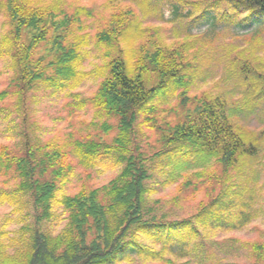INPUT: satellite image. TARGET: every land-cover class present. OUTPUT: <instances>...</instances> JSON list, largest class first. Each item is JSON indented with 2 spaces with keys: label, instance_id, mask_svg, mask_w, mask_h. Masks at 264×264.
<instances>
[{
  "label": "trees",
  "instance_id": "16d2710c",
  "mask_svg": "<svg viewBox=\"0 0 264 264\" xmlns=\"http://www.w3.org/2000/svg\"><path fill=\"white\" fill-rule=\"evenodd\" d=\"M234 1L237 17L232 25H250L254 18L263 23L247 47L228 45L240 53L235 59L243 67L233 74L247 88L244 100L258 101L261 106L264 56L258 57L257 51H264V0ZM113 2L108 0L107 5L113 6ZM153 2L142 0L136 6L149 16L156 13ZM68 8L62 0H0L4 26L0 57L9 61L7 70L12 73L9 85L0 91V113L13 106L20 119L21 137L18 152L0 145V172L18 178L15 187L0 191V203L12 207L0 221V264H117L135 248L144 262L174 264L167 257L175 254V247L195 252L198 264H223L226 257L217 256L221 244L214 236L250 223L248 207L257 191L264 190V184L252 176L253 163H259L255 156L264 146V129L246 139L227 117L224 96L189 95L197 81L195 72L186 73L188 50L196 47L197 39L188 43L177 38L168 46L149 37L138 39L144 30L135 20L138 11L133 6L113 10L95 36L103 51H133V73L122 58H112L100 72L95 94L79 99L74 91L88 76L77 71L80 51L87 45L82 23L84 18L94 17V12L70 4ZM182 8L173 5L175 19L184 17ZM240 9L248 11L245 21L238 16ZM133 28L136 38H129ZM152 75L157 83L148 87L143 80ZM42 85L53 94L68 89L77 99L75 109L88 102L99 119H116V126L103 123L101 137L87 135L61 144L42 142L29 108L30 95ZM171 98L177 101L173 114L183 117L163 129L159 114L165 107L159 105H169ZM253 110L251 107L250 112ZM142 128L155 135L157 149L149 156L140 151ZM112 132L116 135L108 142ZM71 157L84 170L104 166L121 171L106 186L81 187L76 194L67 195L63 191L73 174ZM212 165L220 173L211 169ZM156 170L166 172L163 186L181 180V202L204 192L206 198L193 215L169 220L166 214H157L160 201H151L154 191L149 186ZM176 202L178 198L173 199L169 211ZM14 214L21 227L11 236L14 232L6 228ZM45 223L60 229L57 233L44 231ZM139 235L160 244V250L137 243ZM243 247L254 264H264V241L246 242Z\"/></svg>",
  "mask_w": 264,
  "mask_h": 264
},
{
  "label": "rangeland",
  "instance_id": "374dc122",
  "mask_svg": "<svg viewBox=\"0 0 264 264\" xmlns=\"http://www.w3.org/2000/svg\"><path fill=\"white\" fill-rule=\"evenodd\" d=\"M67 6L72 8L86 7L92 9L94 17L84 18L82 23V33L87 35V45L80 51L81 60L78 62L77 71L88 74L78 88L74 91L79 99H87L92 97L98 89L101 80L100 72L104 69L107 62L112 58H122L126 62L127 70L133 73L134 66L132 62L133 51H103L95 43V36L100 31L102 22H106L113 12L125 7L133 6L137 13V20L141 22L140 38L149 37L152 40L161 42L168 46L176 42L177 38L188 42L195 38L197 45L195 48L188 50V58L190 62L187 64V72H195L196 84L191 89V94L200 97L204 93L212 95H222L227 100V117L239 134L246 137L253 136L264 129V100L259 106L258 101L251 100L247 103L244 100V91L247 92L246 86L236 79L233 71L243 67L242 62L236 61L235 57L240 58L239 51H235L234 47L228 46L230 43L235 44L238 49L248 46L249 38L260 28L263 23L256 22L255 18L250 25L243 27H235L232 25L237 17L236 6L234 0H154L153 6L156 13L146 16L141 7H137L142 0H114L113 6H108V0H62ZM135 4V5H134ZM173 5L182 6V14L184 17H173ZM240 18L246 20L248 11L240 9ZM163 18L160 19V15ZM239 18V19H240ZM133 28L128 35L129 38H136V31ZM264 29V28H262ZM4 31L3 20L0 16V35ZM127 34V33H126ZM181 36V37H180ZM258 57L264 56V51H257ZM9 61L0 57V91L5 89L12 79V73L7 70ZM264 69V64H263ZM230 72V73H229ZM148 87L156 85L157 80L152 75L151 78L143 80ZM33 95V96H32ZM77 99L69 95L68 89L64 92L57 91L53 94L46 85H42L38 91L30 95V112L32 120L36 121L39 130L37 138L42 142L47 140L67 143L72 138H79L90 135L92 137H101V125L107 123L116 126V119H99L96 116L94 108L87 102H84V108L75 109ZM170 104H160L165 110L159 114L162 128H167L175 122L182 120L183 115L177 116L172 110L177 106L175 99H170ZM7 104H12L8 101ZM191 105V102L189 103ZM14 105V104H13ZM163 105V106H162ZM171 107H173L171 109ZM190 107H194L192 104ZM251 107L254 108L253 112ZM6 112L0 113V145L6 144L10 147L11 152H18L21 147V137L19 135L20 119L11 105ZM12 110V112H10ZM116 135L112 132L108 138V142ZM140 151L149 156L157 149L155 135L149 130L142 128L139 134ZM264 142V141H263ZM258 159L253 163L252 176L259 184H264V146H261L256 156ZM73 163V174L69 176V183L64 188L63 193L67 195L76 194L81 187L89 189H99L106 186L110 181L114 180L120 173L121 168L110 169L109 167L98 166L96 170H84L75 158H70ZM211 169H215L220 173V169L212 165ZM214 171V170H213ZM153 179L149 182L150 188L154 191L151 201L158 199L160 208L157 209L158 215H167L169 220H179L188 218L194 214L198 203L203 201L206 196L204 192H199L194 197L188 196L185 201L179 195L180 179L174 184L163 186L161 183L166 180V172L156 170L153 172ZM18 183V178L13 174L6 176L0 172V191L2 189H12ZM178 183V184H177ZM177 184V185H176ZM161 185V186H160ZM259 186V185H258ZM178 198L176 206L171 210L173 199ZM12 211V207L7 204L0 203V221L8 216ZM31 211V209H30ZM60 211V209H57ZM247 212L251 215L250 223L242 229L229 233H219L214 236V240H218L220 246L217 249L218 257H226L223 264H254L250 258L249 251L244 247V243H254L256 241H264V190H259L253 197L252 204L248 207ZM19 214V213H18ZM14 216V217H13ZM14 221L10 223L6 230L13 231L14 236L21 224L17 222V215H12ZM60 229L51 223H45L44 231L57 233ZM223 239V240H222ZM222 240V241H221ZM230 240V241H229ZM232 241V242H231ZM137 243L153 247L154 250H160V244H154L152 240L146 239L144 235H139ZM137 250V248H135ZM136 250H131L124 254L117 264H157V262H144L137 254ZM175 254L168 256L174 261V264H198L196 253H189L185 250L177 251ZM205 264V263H203Z\"/></svg>",
  "mask_w": 264,
  "mask_h": 264
}]
</instances>
